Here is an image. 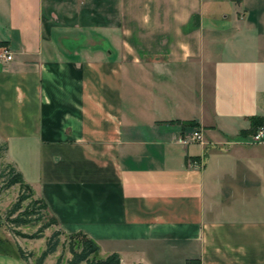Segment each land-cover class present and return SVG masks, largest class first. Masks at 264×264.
<instances>
[{"label":"crops","instance_id":"1","mask_svg":"<svg viewBox=\"0 0 264 264\" xmlns=\"http://www.w3.org/2000/svg\"><path fill=\"white\" fill-rule=\"evenodd\" d=\"M3 48L5 158L64 234L264 264V0H0Z\"/></svg>","mask_w":264,"mask_h":264},{"label":"rangeland","instance_id":"2","mask_svg":"<svg viewBox=\"0 0 264 264\" xmlns=\"http://www.w3.org/2000/svg\"><path fill=\"white\" fill-rule=\"evenodd\" d=\"M6 164H8V161L5 158V154L3 155V153H0V254L15 257L26 264H36V259L45 249L47 239L58 227L56 223L52 222L50 227L45 228L39 237L35 236L38 227L48 220L47 218L49 215L46 214L45 217L36 224L31 223L15 227L10 223V219L7 218L6 212L12 204L17 201L19 184L7 185L5 176L2 172ZM31 198H36V196L34 195ZM31 198L22 202L21 210ZM15 215H13V217ZM79 240L80 237L76 234H61L55 251L47 255L43 264H67L68 260L71 258L70 245H73L74 249L77 250ZM92 258L93 260H97L104 257L97 252L95 255L91 256V259ZM80 264H86V262Z\"/></svg>","mask_w":264,"mask_h":264},{"label":"trees","instance_id":"3","mask_svg":"<svg viewBox=\"0 0 264 264\" xmlns=\"http://www.w3.org/2000/svg\"><path fill=\"white\" fill-rule=\"evenodd\" d=\"M264 125V116H254L250 118V128L243 133H254L258 127ZM7 144L5 142L0 143V153L3 155L6 153ZM3 175L8 186L19 184V195L17 201L12 204V206L7 210V218L10 219V223L15 226H23L28 224H36L41 221L45 214L48 215L46 204L40 198H31L34 196V192L29 186L25 183L21 173L10 163L6 164L2 169ZM29 202L26 203L24 208L21 210L22 202L29 199ZM44 211V212H43ZM16 213V215H15ZM13 215H15L13 217ZM46 222H43L41 226L38 227L35 234L36 237L41 235V232L50 227L51 223H56L54 218L49 216ZM63 234L60 229H57L52 232L49 238L46 241L45 249L36 259V264H43L44 259L47 255L53 253L56 249V246L59 243V236ZM80 237L78 249H74L73 245H70L71 258L68 260L67 264H80L86 262V264H120V258L118 254H110L105 258H99L97 260L91 259L92 255H95L99 251V246L91 238L87 237L85 234L78 233L76 234ZM200 264L198 260H188L185 264Z\"/></svg>","mask_w":264,"mask_h":264},{"label":"built area","instance_id":"4","mask_svg":"<svg viewBox=\"0 0 264 264\" xmlns=\"http://www.w3.org/2000/svg\"><path fill=\"white\" fill-rule=\"evenodd\" d=\"M0 58H3L5 60L11 59V54L8 52L6 48H3L0 51ZM201 139V134L199 131L194 130L192 131L188 136L181 139V142L184 144L197 142ZM249 142L255 143V142H264V125L257 128V130L250 135Z\"/></svg>","mask_w":264,"mask_h":264},{"label":"water","instance_id":"5","mask_svg":"<svg viewBox=\"0 0 264 264\" xmlns=\"http://www.w3.org/2000/svg\"><path fill=\"white\" fill-rule=\"evenodd\" d=\"M0 264H26V263L22 262L21 260L15 257L0 254Z\"/></svg>","mask_w":264,"mask_h":264}]
</instances>
